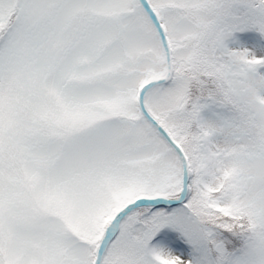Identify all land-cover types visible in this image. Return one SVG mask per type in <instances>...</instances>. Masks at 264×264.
<instances>
[{
  "label": "snow or ice",
  "instance_id": "obj_1",
  "mask_svg": "<svg viewBox=\"0 0 264 264\" xmlns=\"http://www.w3.org/2000/svg\"><path fill=\"white\" fill-rule=\"evenodd\" d=\"M0 264H264V0H0Z\"/></svg>",
  "mask_w": 264,
  "mask_h": 264
}]
</instances>
